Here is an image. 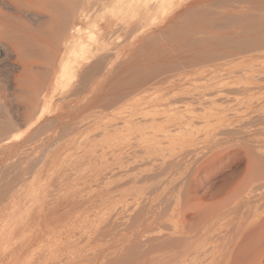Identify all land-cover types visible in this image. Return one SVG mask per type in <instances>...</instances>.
I'll return each instance as SVG.
<instances>
[{
	"label": "rangeland",
	"instance_id": "1",
	"mask_svg": "<svg viewBox=\"0 0 264 264\" xmlns=\"http://www.w3.org/2000/svg\"><path fill=\"white\" fill-rule=\"evenodd\" d=\"M130 1L96 0L106 6L95 4L92 20H73L99 51L67 53L64 60L78 62L73 86L57 83L63 53H55L44 118L29 131V95L12 83L20 70L0 53V114L15 120L16 145L0 153V193L9 189L0 196V264L193 259L195 245L186 254L162 247L163 223L187 182L206 205H219L264 162V0H162L147 14ZM41 49L34 56L51 60ZM95 62L103 69L89 72Z\"/></svg>",
	"mask_w": 264,
	"mask_h": 264
},
{
	"label": "bare ground",
	"instance_id": "2",
	"mask_svg": "<svg viewBox=\"0 0 264 264\" xmlns=\"http://www.w3.org/2000/svg\"><path fill=\"white\" fill-rule=\"evenodd\" d=\"M155 2L153 6L149 5L146 0H132L129 3L127 2L126 5L129 7H133V5L138 6L142 12L147 14L150 10L159 6L162 0H157ZM95 4H100V6L103 7L106 6L105 3H97L96 0H0V53L5 57L10 56L14 58V61L10 65L15 69L20 70V72L17 76L13 77L12 83L15 88L29 95L30 100L25 103V108L30 106L27 107V109H31V112L25 110L27 113L25 112L23 120L24 123H29L27 128L28 131L35 125H38V123L44 118L42 105H45L46 103L48 89L46 87V78L47 76H52L57 73L55 69L56 65L52 64L56 59L55 53H63L59 62V71L57 73L59 74V80L57 83L73 86V72L75 65H77L78 62L64 60L67 53H72V56L76 58V55H83L85 52L95 53L99 51V48H91L87 43L93 35L91 33L84 34L83 29L80 26H75L73 24V20L79 17L83 20H92L93 17L90 12ZM37 5L39 6V9H37ZM134 14L136 15V13ZM45 17L49 19L48 22L43 23L40 27L34 26L35 23H39ZM13 19L17 20L18 23L13 22ZM23 21H26V23ZM94 26L95 23L93 22L92 27ZM41 46L46 49L47 53H52L51 60L48 62H42L37 56H34V53H41ZM101 48H104V46ZM103 61L97 62L101 63L100 65L103 67ZM98 63L93 66L94 68L92 66L89 67L88 65L89 72L93 73L95 70L103 69L98 66ZM97 66L100 69H96L95 67ZM92 68L93 71H91ZM13 71L14 70H12V72ZM43 72L45 74H43ZM44 75H46V77H43ZM81 76L84 75L81 74ZM84 82L87 84L88 80H84ZM79 85L82 86L81 83H79ZM76 88H78V86H76ZM74 93L75 92L73 91L72 94L74 95ZM89 105H92V108H94L93 103ZM87 108L89 109L87 106L76 112L77 118H79ZM89 115L91 114H88V117ZM4 116L3 120L2 114H0V118L3 120H0V153L5 151L9 152L16 146L13 142V137L10 136L15 120L9 117L4 118ZM93 116L89 117L90 120ZM223 148L225 147H222L221 149ZM213 154L214 153H212V155ZM258 154V157L260 158V153ZM212 155L209 156L214 157L215 154ZM252 157L251 160H253ZM248 158L250 159V156ZM208 159V157L204 158L202 163L204 164L206 162L207 164ZM5 162L7 163L4 157L0 156V168ZM199 163L198 165L200 167L202 163L201 165ZM218 163L219 162H217V164ZM213 164H215V162H213ZM250 164H253V162L251 161ZM198 165L195 168L193 167L194 171L191 174L195 182L199 179V173L201 172L199 171L200 169ZM189 167L185 168L184 171H187L186 169H189ZM206 167L209 168L207 165ZM210 167L213 166L210 165ZM251 167L250 173L247 176V179L249 178L246 183L247 186L239 192L237 196H231V198L229 197L225 203L219 205H206L202 200L204 199L202 198L203 196H198L199 193L197 194L198 191L196 190L195 185L189 183L190 180L187 182L186 195L180 199L178 198L177 201L179 208L175 213L174 218L171 222L165 221L163 223L162 247L164 250H168L169 245L171 249L174 247L176 251L185 252V254L187 253L186 249L189 251L194 245L200 250L198 249V253L194 252L195 258L191 259L188 258L189 255H185L187 257L183 260H179L177 264H264V162ZM205 169L206 168L203 169V172ZM4 176L5 175L2 177L4 178ZM245 177H243V179ZM11 179L12 178H10V180ZM222 180L225 181V179ZM224 181L223 183L225 184ZM215 184L217 183H214V185ZM242 185L243 184L240 186ZM0 186L2 187L3 185ZM204 189L206 188L204 187ZM8 190L3 192L4 194L0 193V196H5ZM218 192H220V189ZM1 197L0 211L4 209L2 203L4 200ZM219 203H221V201ZM187 217L194 219V222H188L191 218L187 220ZM165 257L166 255L164 254L163 258Z\"/></svg>",
	"mask_w": 264,
	"mask_h": 264
}]
</instances>
